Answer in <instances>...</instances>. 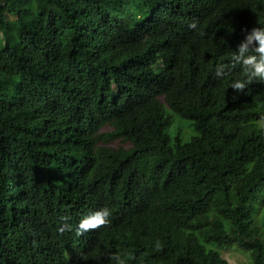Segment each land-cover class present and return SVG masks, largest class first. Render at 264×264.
I'll list each match as a JSON object with an SVG mask.
<instances>
[{"label": "trees", "instance_id": "obj_1", "mask_svg": "<svg viewBox=\"0 0 264 264\" xmlns=\"http://www.w3.org/2000/svg\"><path fill=\"white\" fill-rule=\"evenodd\" d=\"M255 26L264 0H0V264H264V82L215 75Z\"/></svg>", "mask_w": 264, "mask_h": 264}, {"label": "clouds", "instance_id": "obj_2", "mask_svg": "<svg viewBox=\"0 0 264 264\" xmlns=\"http://www.w3.org/2000/svg\"><path fill=\"white\" fill-rule=\"evenodd\" d=\"M189 28L200 31L199 21L193 20L189 24ZM245 31V38L239 44L238 51L232 53L231 65L219 63L215 68V75L222 78L230 68L240 66V76L231 83V88L235 92H243L254 81L264 82V26H255L250 31ZM111 214V210L107 206L90 212L80 220L75 230L76 235L82 236L87 232L108 226ZM61 219L64 223L59 228V232L72 231V226L67 222L69 217L64 216ZM80 258L87 259L85 256ZM109 261L110 264H127V260L118 253H112L109 256Z\"/></svg>", "mask_w": 264, "mask_h": 264}, {"label": "rangeland", "instance_id": "obj_3", "mask_svg": "<svg viewBox=\"0 0 264 264\" xmlns=\"http://www.w3.org/2000/svg\"><path fill=\"white\" fill-rule=\"evenodd\" d=\"M173 114V122L169 129L172 137L177 135L181 129V137L183 140L189 139L191 136L198 134V131L195 129L192 124V120L189 118H183L176 113ZM223 256L228 259L229 264H241L243 260L247 259V254L241 248L234 246H226L221 248Z\"/></svg>", "mask_w": 264, "mask_h": 264}]
</instances>
